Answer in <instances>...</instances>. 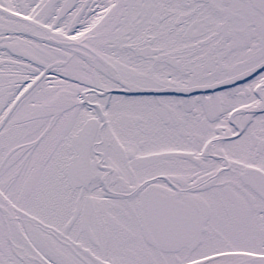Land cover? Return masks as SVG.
Masks as SVG:
<instances>
[{
	"label": "snow or ice",
	"instance_id": "snow-or-ice-1",
	"mask_svg": "<svg viewBox=\"0 0 264 264\" xmlns=\"http://www.w3.org/2000/svg\"><path fill=\"white\" fill-rule=\"evenodd\" d=\"M0 264H264V0H0Z\"/></svg>",
	"mask_w": 264,
	"mask_h": 264
}]
</instances>
